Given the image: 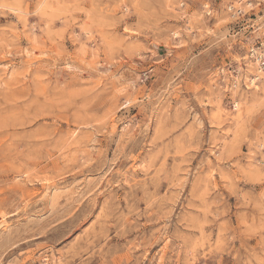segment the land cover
Segmentation results:
<instances>
[{"label":"rangeland","instance_id":"obj_1","mask_svg":"<svg viewBox=\"0 0 264 264\" xmlns=\"http://www.w3.org/2000/svg\"><path fill=\"white\" fill-rule=\"evenodd\" d=\"M264 0H0V264H264Z\"/></svg>","mask_w":264,"mask_h":264},{"label":"built area","instance_id":"obj_2","mask_svg":"<svg viewBox=\"0 0 264 264\" xmlns=\"http://www.w3.org/2000/svg\"><path fill=\"white\" fill-rule=\"evenodd\" d=\"M252 55H254L258 62L264 67V45H262L258 51H253Z\"/></svg>","mask_w":264,"mask_h":264}]
</instances>
